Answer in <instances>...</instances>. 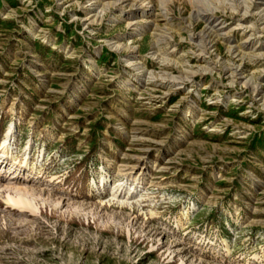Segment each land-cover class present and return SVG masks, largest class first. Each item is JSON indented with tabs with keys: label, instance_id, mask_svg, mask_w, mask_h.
Wrapping results in <instances>:
<instances>
[{
	"label": "rangeland",
	"instance_id": "obj_1",
	"mask_svg": "<svg viewBox=\"0 0 264 264\" xmlns=\"http://www.w3.org/2000/svg\"><path fill=\"white\" fill-rule=\"evenodd\" d=\"M0 264H264V0H0Z\"/></svg>",
	"mask_w": 264,
	"mask_h": 264
},
{
	"label": "bare ground",
	"instance_id": "obj_2",
	"mask_svg": "<svg viewBox=\"0 0 264 264\" xmlns=\"http://www.w3.org/2000/svg\"><path fill=\"white\" fill-rule=\"evenodd\" d=\"M21 198H19V201H20Z\"/></svg>",
	"mask_w": 264,
	"mask_h": 264
}]
</instances>
